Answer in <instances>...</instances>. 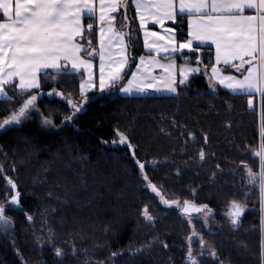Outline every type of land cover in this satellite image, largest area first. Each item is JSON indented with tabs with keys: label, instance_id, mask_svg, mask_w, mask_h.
<instances>
[{
	"label": "trees",
	"instance_id": "16d2710c",
	"mask_svg": "<svg viewBox=\"0 0 264 264\" xmlns=\"http://www.w3.org/2000/svg\"><path fill=\"white\" fill-rule=\"evenodd\" d=\"M121 23L131 33V58L110 94L82 92V73L50 70L41 73L39 89L0 98V119L24 96L36 94L42 112L63 124L57 131L36 122L0 130V204L15 228V244L0 238V264H187L189 250L198 264H264L259 190H249L240 163L259 171V159L246 149L260 144L261 98L254 95L250 109L247 95L212 90L204 73L194 74L175 94L121 95L115 88L147 53L132 0L120 4L119 28ZM174 26L178 39L186 40L187 17L179 15ZM96 38V30H86L84 55L98 51ZM197 57L207 67L214 64L213 52L178 54L190 64H197ZM261 110L264 119L262 105ZM66 116L73 118L65 122ZM121 132L130 144L119 143ZM145 173L170 199L212 208L222 229L210 232L202 220L190 221V214L164 205L147 186ZM16 191L19 204L9 207ZM232 200L253 206L235 226L221 213ZM145 205L152 221L144 215ZM56 248L62 256L55 255Z\"/></svg>",
	"mask_w": 264,
	"mask_h": 264
},
{
	"label": "snow or ice",
	"instance_id": "6c2138e0",
	"mask_svg": "<svg viewBox=\"0 0 264 264\" xmlns=\"http://www.w3.org/2000/svg\"><path fill=\"white\" fill-rule=\"evenodd\" d=\"M106 3L109 7L105 6ZM119 3L120 0H100L99 21H104L106 14L116 9ZM123 3L126 7L128 0H123ZM134 3L138 12H146L161 23L164 19L175 20L178 14L187 15L190 39L181 42L179 48H192L193 40L202 43L214 42L216 62L223 61L241 72L239 76L230 73L226 75L213 64L212 73L216 80L236 94L247 95L250 106H253V96L259 94L262 108H264V0H134ZM0 10L6 16V19H0V98L12 100L18 93L39 89L41 73L47 71L49 67L57 72L85 68L89 72L87 83L93 88L96 87L92 84V59L85 60L81 56V51L87 52L88 48L77 43L76 40L86 29L89 33L93 30L91 23L86 26L83 24L82 17L92 19L97 15L95 0H0ZM245 10L254 14H245ZM115 19V16L108 15L110 35L106 41L105 29L101 25L99 51L93 48L89 53L90 57L99 56V91L101 94H110L113 90L112 85L123 80L127 74L123 39L125 34L112 32L111 22ZM124 19H127L126 16ZM140 20L142 23L145 22L143 14ZM127 35L131 36V33ZM150 35L159 40L155 43H148L149 33L146 32L145 42L149 48L157 53L161 51L169 53L170 49L172 53L176 52V49L171 47L175 39L174 35L170 38L162 37L158 32H152ZM117 37L120 40L117 46L120 49L118 59L114 58L112 45V40ZM164 40L168 43L160 42ZM62 59L71 61L70 68L59 63ZM143 59L141 57V61ZM237 59L239 63H233ZM245 65L248 67L245 68ZM170 68L171 62L168 78L163 84L149 83V80H155L154 76H143L136 80V73L133 72V79L128 80L124 87L117 86L115 90L145 94L161 89L178 92L175 75L170 72ZM197 70V68L186 66L179 83L185 84L189 73ZM210 86L215 88V84L210 83ZM84 88L85 84L82 82V92ZM36 98V95H28L24 98L23 102L13 109L8 117L0 121V129L16 125L22 119L27 118L31 110L36 108L34 103ZM84 100L90 101L91 97L85 96ZM72 108L74 111L80 110V106L76 104H73ZM72 118V116H66L64 120L70 122ZM42 122L46 125L53 124L48 116H44ZM119 135L121 137L119 143L130 144L123 132ZM246 151H251L253 157L260 161L258 172L246 162H240L248 177L246 183L248 186L259 187L264 191V135L261 137L258 149H246ZM200 155L203 157L204 152L201 151ZM139 167L143 169L145 163L139 162ZM144 179H148L146 173ZM6 180L13 189L16 188L14 180L7 177ZM150 186L154 191L159 192L155 184ZM20 195L21 193L16 191L10 197L9 207L19 204ZM165 203L177 204L179 201L167 200ZM192 207L191 202L185 201L182 211L188 213ZM246 207L237 200L231 201L228 216L234 226L239 223ZM201 208H207V205L196 206L195 210L199 212ZM144 215L148 221L153 220L147 205L144 207ZM204 219L206 220V217ZM12 225V218L5 215V205L0 204V227L7 230ZM199 242L204 245L202 237L199 238ZM131 251L136 253L139 249ZM208 254L214 256L215 252L209 250ZM55 255L62 256L63 250L56 248ZM113 255H119V253H113ZM200 255L203 256L204 253L201 252ZM187 264H198V261L192 257L191 250L188 253Z\"/></svg>",
	"mask_w": 264,
	"mask_h": 264
},
{
	"label": "crops",
	"instance_id": "0c3cea01",
	"mask_svg": "<svg viewBox=\"0 0 264 264\" xmlns=\"http://www.w3.org/2000/svg\"><path fill=\"white\" fill-rule=\"evenodd\" d=\"M123 2V0H120V3L118 5V7L116 9H114L112 12L106 14L105 16V20L104 21H99V3L100 0H95V6L97 8V15L95 17H93L92 19L89 20V23H91L93 25V29L96 30L97 33V42H98V47H100V28L101 25H103L104 29H105V40L107 41L108 36L110 35V33L108 32V15H113L116 17V19L114 21H112V32L114 33H123L125 34L123 39H124V55L127 59V64H126V71L130 62V45H129V38L127 35V31H126V24L124 25L123 23H121V28H119V25L117 24V11L120 7V4ZM133 6L135 8V13H136V19L138 20V22L140 23L141 26V30H142V35H143V39H144V46H145V50L147 51V53L141 55L138 60H137V64L135 65V67L132 69L131 74L128 78V80L133 79L132 73L135 72L136 73V80H139L141 77L143 76H154L155 80H149V83H159V84H163L169 75V64L171 62V68H170V72L172 74L175 75V79L177 82V88H179V85H184V84H180L179 80L183 78L184 75V68L187 67H194L197 68V71L194 72H190L188 75V80L185 82V84L187 82H189V80L191 79V77L194 74L197 73H204L207 76V79L209 81V83L211 84H215V88L211 87L212 90H217L219 88L221 89H225V90H229L225 85L220 84L219 81L216 80V78L214 77L213 73H212V66L207 67L205 64H201L200 60H197V64H190V62H188L187 60L183 59L182 61L179 60L178 58V54H191V53H198L201 54L203 52H213V60H214V64L216 65L217 68L220 69L221 72L227 74H232V75H241V72L235 68H232L230 64H225L223 61L217 63L216 59H215V43L212 41H207L206 43H202L200 41H196L193 40L192 41V48L190 49H180L179 48V44L185 40H179L178 39V34H177V28L174 26V23L177 21L178 17L180 14L177 15V18L175 20H169V19H164L163 22H158L157 20L153 19L148 13H140L137 11L136 7H135V3L134 0H132ZM106 7H109V5L106 3L105 5ZM144 15L145 17V22L142 23L140 20V16ZM245 14H254L253 12L249 11V10H245ZM0 15H1V19H6V16L2 13V10H0ZM187 17V25H188V38L190 39L189 36V21H188V16L185 15ZM87 17H82V22L83 24L86 26L87 24L85 23V19ZM87 30V29H86ZM86 30L82 33V35L80 37H77V43L83 44L82 42V36L84 35V33L86 32ZM172 30H175L174 32ZM148 32L149 33V40L148 43H155L157 42V40H159V38H154L152 37L150 34L152 32H158L161 34L162 37H172L174 35L175 39L174 41H172V48L176 49L175 53L171 52V49L169 51V53H164L163 51H161L160 53H157L155 50L149 48L145 42V33ZM186 39V40H187ZM163 44H167L168 41L164 40V41H160ZM120 43L119 38H115L112 40V45H113V55L114 58H119V47H117ZM84 45V44H83ZM107 47V44H106ZM197 49H199V51H197ZM99 51V49H98ZM84 51H81V56L87 60V59H92V64H93V69H92V84H95L96 87L93 88L91 87L88 83H87V78L89 76V72L85 69V68H80L76 71L73 72H78V73H82L83 74V79L81 80V83L84 82L85 84V88L83 92H88L90 90H94V89H99V56L98 55H94L92 57L84 55L83 53ZM141 57H143V61H141ZM152 58V59H150ZM59 63L63 66V64L68 63L69 66L68 68H70L71 66V61H64L63 59L61 61H59ZM233 63L238 64L239 60L237 59L236 61H233ZM248 67V65H245V68ZM226 68L231 69V71H227ZM53 70L51 67H49V69L47 71ZM55 71V70H53ZM71 71V70H69ZM45 72V71H44ZM128 80L126 82L123 83V85H121V87H124L127 85ZM118 82V81H117ZM81 83H80V88H81ZM232 92V91H231ZM121 95H125V96H133V95H142L145 93H141V92H123L120 91ZM177 92H172L170 90L167 89H161L159 91H150L146 94H160V95H168V94H175ZM234 93V92H233ZM257 95V94H255ZM259 96V94H258Z\"/></svg>",
	"mask_w": 264,
	"mask_h": 264
},
{
	"label": "rangeland",
	"instance_id": "374dc122",
	"mask_svg": "<svg viewBox=\"0 0 264 264\" xmlns=\"http://www.w3.org/2000/svg\"><path fill=\"white\" fill-rule=\"evenodd\" d=\"M63 66L64 67H68L69 64L68 63L63 64ZM76 73H78V72H76ZM17 83H18V78H17ZM34 90H30V91H34ZM30 91H28V92H30ZM26 97L27 96H24L22 99H24ZM35 105H36V108L31 110V112L29 113L27 118L22 119L20 123H18L16 125H13V126L30 125L31 123L36 122L41 128H44V129H47V130H54V131L59 130L63 126V124H56L53 121V119H52V121H53L52 125L44 124L42 122V119L46 115L42 112V110L40 109L39 105H37L36 103H35ZM259 108H260V118H261L260 122H259V137H260V142H261V137H262V135H264V119L262 117L261 104H260ZM2 120H3V118L0 119V121H2ZM0 130H2V129H0ZM142 172H144V171H142ZM146 184L150 188L151 191H154L151 188V186H150L152 183L148 179L146 180ZM156 188H158V187H156ZM255 188H257L259 190V200H260V204H261V216H262V228H264V207H262V205H264V191H262L259 187H255ZM158 189H159V192H156V191H154V192H155V194H157V196L159 197V199L161 200V202L164 205H166L168 207H171V208L179 209V210L183 209L184 202H185L184 200L170 199L167 195H165L162 192V190L160 188H158ZM250 189H254V188L252 186H249V190ZM167 200L179 201V203H177V204H168V203H165V201H167ZM244 205L247 206L245 209L253 208V206H251V205H249V206L247 204H244ZM209 209H210V211H209ZM229 211H230V205L227 206L226 208H224V210L221 211V213H222L223 216H225V221H228V223H231L230 222V217L228 216V212ZM5 215L9 216L7 214V212H6V210H5ZM187 216H188L190 221H193L194 218L202 220V222L205 224L206 228L210 232L219 231L223 227V221L219 217H217L216 212L210 207L204 208L203 211L200 212V213L190 214V215H187ZM205 217H206V220L204 219ZM241 219L242 218L240 217V220ZM14 231H15L14 225L10 226L7 230H5L4 228L0 227V238L8 237L9 239L12 240L13 244H15Z\"/></svg>",
	"mask_w": 264,
	"mask_h": 264
},
{
	"label": "water",
	"instance_id": "95a60500",
	"mask_svg": "<svg viewBox=\"0 0 264 264\" xmlns=\"http://www.w3.org/2000/svg\"><path fill=\"white\" fill-rule=\"evenodd\" d=\"M254 106H255V103H254V99H253V106H250V105H249V108H250V109H253ZM191 204L193 205L191 211H189L188 213H185V214H197V213L201 212V211L204 209V208H201L200 211L197 212V211L195 210V207H196V206H199V205H197V204H195V203H191ZM183 213H184V212H183Z\"/></svg>",
	"mask_w": 264,
	"mask_h": 264
}]
</instances>
